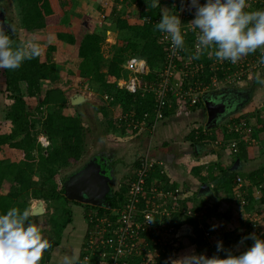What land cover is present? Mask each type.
I'll return each instance as SVG.
<instances>
[{"label": "trees", "instance_id": "1", "mask_svg": "<svg viewBox=\"0 0 264 264\" xmlns=\"http://www.w3.org/2000/svg\"><path fill=\"white\" fill-rule=\"evenodd\" d=\"M16 1L20 7L21 40L17 38L18 32L16 28L5 30L13 41V46L23 44L29 40L45 43L44 28L48 29L46 33H54L56 38L62 40L65 44L61 47L58 45L57 48L53 44H48L47 51L40 50L38 56L24 60L19 68L0 70V94L8 93L12 96L9 108L4 115L10 121L11 128L7 132L0 133V148L2 149V152H0L2 154L5 153L0 155V214L5 213L12 207H17L20 210L30 207L28 197L41 198L43 201L49 198L50 195L43 192L40 187L33 186L34 174L36 172L41 173L44 177L42 183L52 181L57 172L56 167H65L77 162L83 150V129L78 114H72L67 105L62 106L59 113L51 111L42 117V112H39L37 116L31 110L32 107L25 102V95L29 98L39 97L41 92L40 80L43 78L49 77L54 82L58 80L65 57H70L73 54V49L77 43L76 52L80 61L77 65L76 73L80 76H87L91 90L97 91L101 87L103 94H109L114 97V100L111 101L112 104L119 103L122 111L133 112L136 117H140L146 111H151L153 98L150 94L141 97L140 94L126 92L118 86L117 82L124 75L122 63L129 54L144 58L151 67L161 62L164 49L157 41L158 30L153 24L142 23L141 17L150 15L152 18H159L163 7L170 3L169 0H159V6L153 7L152 0H127V3L131 5L136 1L129 12L123 14V7L119 9L113 7L106 12L99 29L95 28L92 31H85L77 42L69 29L61 31L63 27L66 28L62 19L64 16L62 8L64 1ZM262 5V2H257L253 7H247L245 10H262ZM107 30L116 32L117 38L122 40V43L114 46L110 59L103 61L100 55L101 43ZM102 63L106 65L105 71L101 69ZM147 77V79L152 78V74L147 75ZM20 83L25 84L24 91H21ZM50 92L48 90L45 91L42 100L39 101L38 110H42L43 107L51 104V101L54 100V98L49 99ZM198 106L203 107V103L200 101L193 105V108ZM95 108L102 117L106 116L107 110L104 105H98ZM172 112H174V107L167 108L164 115L166 116ZM40 118L44 122L43 134L50 141L48 148L44 147V149L33 135L36 132V124ZM108 120L109 127L115 128V119L110 118ZM131 132L129 131V133ZM212 138L231 140L236 138V135L233 133L227 134L225 130L216 129ZM196 143L193 142L197 150H199L200 145ZM251 155L249 145L240 141L237 158L239 160H247L251 158ZM107 159H109V164L114 162L112 157ZM134 164L136 169L138 161L134 162ZM155 166L153 165L150 171L147 183L154 181L158 184L156 179L162 178L159 171L154 168ZM112 167L114 165L110 166V168ZM220 170L222 171V177L217 184H221L225 189H230L233 184V178L235 179L236 176L234 175L235 172L228 166L220 168ZM246 178L251 184L249 192H251L254 185L264 182V175L261 174V171L251 172L246 175ZM167 188H169L168 185ZM124 192V188L117 191L112 189L105 197L108 207H98L68 200L64 196L63 183L61 184L58 196L67 203H76L82 206V218L86 225L79 251L75 255L74 264H77L78 258L83 253V241L87 239L88 231L93 228L92 222L89 221L90 215L93 212L98 215L107 214L112 209L121 207L125 200ZM247 199L248 203L244 206L245 210L259 209L250 195ZM187 200L184 199L182 205L195 210L197 207L192 206ZM260 201H264L263 197H261ZM33 217L32 215L31 219ZM51 220L53 230L58 234L57 237L59 238V233H61L62 229L67 223L71 222V209H66L63 220L58 222L54 221L55 219ZM163 221L167 225H173L175 228L188 221L193 226L195 233H197V237L200 232L196 221L190 218L181 220L180 214L177 212L172 213ZM244 236H247V233L237 234L236 242L239 243L241 237ZM224 255H221V258Z\"/></svg>", "mask_w": 264, "mask_h": 264}, {"label": "built area", "instance_id": "2", "mask_svg": "<svg viewBox=\"0 0 264 264\" xmlns=\"http://www.w3.org/2000/svg\"><path fill=\"white\" fill-rule=\"evenodd\" d=\"M169 2L162 11L179 16L181 33L184 36L183 48L174 50L170 38H166L167 34L158 31L157 41L164 49L158 65L151 67L144 58L135 54L127 55L122 63L124 75L118 80V86L126 92L140 94L141 97L150 94L153 98L151 111L144 112L140 117H136L133 112L120 111L116 120L125 123L130 132L135 131L130 135L137 131H148L163 121L167 108L193 107L202 102L205 93L240 83L253 70L264 66L259 63L261 52L244 56L236 64L217 61L208 52L194 59L198 30H193L189 22L194 18L195 9L189 7L187 0ZM203 2L204 0H200L201 4ZM257 2L263 4L264 0H247V5L251 7ZM135 3L136 1L132 6ZM159 20L160 17L152 18L150 15L141 17L142 23L153 25ZM149 74H152V78L147 79ZM103 98L107 101L114 100L109 94H104ZM226 128L228 132L236 135V138L222 144L230 153L238 151L240 141L251 144L254 140L250 135V124L245 117L229 119ZM40 141L47 143L45 137ZM153 165L155 161L149 148L145 147L127 186L122 206L107 214L98 215L93 212L90 215L89 221L92 222L93 228L88 231L87 239L83 241V253L77 264H159L164 253L161 242L165 239L161 229L172 233L174 240L181 239L177 236L178 228L167 225L163 220L175 212L201 218L199 216L202 213L182 205L185 197L179 187L159 188L157 183H147ZM250 188L249 181L235 177L231 191L239 212H244L249 195L258 202L264 195V182L254 185L251 192ZM166 199L168 203H165ZM245 214L250 221L248 232L264 237V227L260 224L261 216L254 209L251 212L245 211Z\"/></svg>", "mask_w": 264, "mask_h": 264}, {"label": "crops", "instance_id": "3", "mask_svg": "<svg viewBox=\"0 0 264 264\" xmlns=\"http://www.w3.org/2000/svg\"><path fill=\"white\" fill-rule=\"evenodd\" d=\"M61 1H64V4H62L64 13L62 19L66 25V28L63 27L61 31L69 29L78 42L85 31H92L95 28L99 29V26L102 24V20L106 13L100 12L99 7H93L98 0ZM96 11L98 14L97 18L100 19L97 22L93 17L94 12ZM0 23H3L6 28L5 30H7L8 28H16L18 32L17 38L18 40H21L22 33L20 7L16 0H0ZM46 30L48 29H43L46 38L45 43L33 41L34 43L42 47L44 51H47L48 44H53L55 48H57L58 45L59 47H61L65 44L62 40L57 39L54 33H46ZM105 35H107L106 41L109 40L108 46L111 48V46L118 40L117 34L112 30H107ZM76 47L77 43L75 44V47L73 49V54L70 57H65V62H63V64H65L62 68L61 73L59 74L60 76L58 80H56L55 82L58 81V83H63L62 79L65 73H72L77 69V65L80 59L77 56ZM258 52H260L259 49L256 52L251 53L250 55H256V53ZM112 54L113 50L109 49L105 58H107V60L110 59ZM72 63L75 64L76 68L68 65ZM60 64L62 63L60 62ZM259 69L261 70L258 74L264 77V66L258 67L250 74H248L240 83L231 84L217 91L205 93V95L216 97L220 95V97H226L227 99V110L225 114L218 119L217 124L214 127H206V112L203 105V107L198 106L195 108H193L192 106H188L184 109L174 108V112L166 115L163 121L154 125L148 131H144L146 135H143L147 137L145 140V147L149 148L151 157L155 161L156 166L154 168L157 169L162 175V178L156 179L158 181L159 188L166 187L167 185L169 187L177 186L181 188L184 193V199H188L187 202L191 203L192 206L198 204V208L203 207L202 205H200L202 204V201L205 202L210 200L212 189L214 192V198L220 201L221 199H225V201H221L222 204L225 206H229L228 202L234 203V200H232V187L230 189H225V187L221 184H217L218 180H220L222 177V171L220 170V168L228 166L233 172H235L234 175L239 176L247 181L248 179L246 178V175L250 174L251 172L261 171V174L264 175V85H261L256 79L258 74L253 76L254 71L257 72L259 71ZM102 70L105 71V69ZM19 86L21 87L20 84ZM40 87L41 91H43V94L47 90L51 91L55 88H58L57 86H54V81H52L49 77L40 80ZM58 89L60 90V88ZM93 92L97 91L90 90L86 94H88L90 98V94H92ZM62 94L63 98H66V101H68V96L71 95V93L68 94L67 92H64L62 90ZM2 98L3 94H0V99ZM102 99L106 104L111 103V101L105 100L103 96ZM3 104V102H0V105ZM82 104H77V106L75 105L76 107L69 108V110L72 113L74 110H77L78 107L84 106L85 109L86 104ZM98 105H104V103H102V101L101 103L95 102V106ZM69 106L72 105L69 103ZM99 117L97 118L98 120H101L100 118H103ZM235 117H245L251 127L250 135L254 140L251 144H247L251 148L252 153L251 158H248L247 160H239V158H237L238 151L236 153H230L225 146H222V144L226 143V141L228 140L212 138L214 137V131L216 129L221 131L225 130L227 134H230V132H228L226 128V124L229 119ZM84 119H89V113L86 111L85 116L82 120ZM249 119L254 120L253 124ZM89 121H92L91 123L89 122V124L93 126L98 122L95 120V118H93V120L90 119ZM108 121L105 125L107 130L108 128L112 129L109 127ZM115 137L117 138L118 136ZM193 142H197L196 144L200 145L199 150H197ZM108 155L110 158L112 157V155H115V152L112 150ZM237 159L238 162L234 165ZM151 183L156 182L153 181ZM203 183L209 185V190H204L202 193H200L199 187ZM262 197L264 199V195ZM255 202L256 206L259 207L256 212L262 218L260 222L261 227H264V201ZM232 208L235 207L232 206ZM236 210L237 212H239V209ZM193 211L196 212L195 210ZM245 211L251 212V210H244V212L237 213L235 217H233V215L231 216L229 213H227L226 215L223 214L222 216L225 218L226 223H228L227 218L231 216L229 226H232V224L234 226L236 225V232L240 234L247 233L248 235L250 221L249 218L246 217ZM199 213L203 214V211L199 210ZM182 217L183 216L180 217L181 220L184 218ZM189 218L198 223L199 218H197V216H189ZM183 224L184 223H182L181 225ZM186 224H189V222ZM180 226L178 227V229L180 228ZM191 227L193 230L194 228L192 225ZM85 228L86 225L81 232L83 233V236L85 233ZM75 235L77 234H74V236ZM181 238L187 239L188 237ZM241 245H243V243L240 244V246Z\"/></svg>", "mask_w": 264, "mask_h": 264}, {"label": "rangeland", "instance_id": "4", "mask_svg": "<svg viewBox=\"0 0 264 264\" xmlns=\"http://www.w3.org/2000/svg\"><path fill=\"white\" fill-rule=\"evenodd\" d=\"M127 2H128L127 0H98L93 7L96 8L99 7L100 12L102 13L108 12L113 7L115 9H119L123 7L124 9L123 14H124L126 12H129L130 8L132 7V5ZM262 10H264V3L262 5ZM93 17L96 20V22L100 20L99 18H97L98 17L97 11L94 12ZM106 37L107 35H105V38L102 40L101 43L102 48L100 55L103 61H107V58H105V56L107 55L109 49L114 50V46L121 45L122 43V40L118 39L116 43L113 44L110 48L108 46L109 40L106 41ZM40 50L44 51L42 47H40ZM68 65H70L73 68L75 67L74 63ZM101 69H106V65L104 63L101 64ZM260 70L261 69H259V71L257 72L254 71L253 76L260 73ZM75 71L72 73L70 72L68 74L65 73L62 79L63 83H58V81L54 82V86H57L58 88H60V90L58 88L51 90L49 99L51 100L54 98V100L51 101V104H47L46 107H43L42 110H38L39 107L38 104L39 101L42 100L45 92L43 94V91H41L39 97L29 98L25 95L24 97L25 102L32 107L31 110L37 116L39 112H42L41 114L42 117L51 111L53 113H59L62 106H67V105L69 106V103L68 101H66V98H63L62 90L64 92H67L68 94L77 91L87 93L88 91L91 90L89 83L87 81V76H80ZM20 85H21V91H24L25 84L20 83ZM101 89L102 88L99 87L100 91L97 89V92H93L95 94L93 93L90 94L91 102L83 103L86 104L85 109L84 106H82V107H78L77 110H74L72 112L73 114L75 113L78 114L81 120L85 116V111L89 113L88 120L84 119L80 121V124L82 125V129H83L82 130L83 150L79 160L65 167H56L57 168L56 175L52 178L53 180L49 182L42 183L44 177L41 175V173L36 172L34 174L33 186L40 187L43 190V192L50 195V197L44 199L43 201L45 212L41 215L34 216L32 221L34 223L39 224L43 234L49 240L50 247L53 245L52 247L53 250L50 249L49 247L47 250L43 252L39 264H61V261L63 260L62 252H64V248L62 245H60V247H58L59 245L55 246V243H57L58 240H60L63 241L62 244L64 243L65 245L66 243H68L70 245L72 243L77 242L79 236L82 237V240L84 237L83 233H81L85 226L82 218L83 217L82 215L83 213L81 209L82 206L76 203L73 204L70 202L67 203L58 196L61 184L63 183L64 175L73 171L74 169H76L77 167L83 165L88 161L94 162L97 159V157L91 160L92 157L94 156L99 157L98 154L100 152L101 153L103 152L105 153V155H107L110 154V152L113 150L115 152V155H112V160L114 161L113 163L115 167L116 180L112 185V187L115 191L124 188L125 189L124 193H126L127 186L135 171L134 162L138 161L139 156L145 149L146 146L145 140L147 138L145 136L146 134L143 131H137L135 134L130 135L129 130H127L126 124L123 122L119 123L116 120L117 116L120 115L121 113L120 111H122L120 104L119 103L106 104L102 99L103 91ZM11 97H12L11 94L5 93L3 95V98L0 99V102L4 103L3 105H0L1 106L0 133L7 132L11 128V123L7 121V119L3 116L4 113L9 108ZM101 101L102 103H104V106L106 107L107 110L106 116L103 118H100L102 116H100L99 112H97L95 108V102L101 103ZM76 106L72 105L69 106V108ZM98 117L101 120H98L97 119ZM93 118H95V120L98 121L97 122L98 124L96 123L94 126L89 124V122L90 123L92 122L89 120L90 119L93 120ZM110 118L115 119L116 124H115V128L111 130L108 128L107 130L105 125L108 119ZM249 120L253 124L254 120L253 119H249ZM38 121L39 122H37L36 124V132L33 135L37 138V141L40 143L39 145H41L43 149L44 147L48 148L50 143L49 139L48 140L46 139L47 143L45 141H42L41 143L40 141L41 138L45 137V135L43 134L44 133L43 119L40 118V120ZM115 136L118 137L116 138ZM1 150L2 149L0 148V151ZM1 152L0 155L5 154V153L2 154ZM101 159H102V163L104 164L109 163V159L107 158L103 159L102 157L99 158L100 161ZM211 191L212 193L210 195V200L202 202V204H200L203 207L198 208V204L195 205L198 208L195 209L197 213H199V210L203 211V214L199 216L201 218L198 219V226L200 229V232L198 233V237L196 236L197 233H195L193 229V234H194L193 237L187 239L181 238L178 241V240H174L175 238L171 235L172 233L169 232L167 233L166 230H164L163 228L161 229V233L163 234V237L165 236V239L163 240V242H161V248L164 249V253H162L160 257L159 264H181L182 258L192 253H196V254L204 253L207 256H212L213 254H217L216 242L218 240L223 242L225 249L232 250L234 254H239L240 252L244 251L247 247L251 246L252 240L250 239L244 241L243 245L240 246V244L236 242L237 240L236 235L240 234L236 232V225L234 226L232 224V226H229V222L231 221V216L233 215V217H235V215L239 213L236 210L239 209L238 205L236 204L233 197L232 200H234L233 201L234 203L228 202L229 206H225L222 204V202L225 201V199H221V201L223 200L222 202L220 200H216L214 198V192L212 189ZM28 199L30 205H32V203H34L35 198L28 197ZM164 201L166 203L167 199ZM232 206L235 207L236 209L232 208ZM68 208L71 209V222L66 224V226L62 229L61 233H59V238H58L57 237L58 234L53 230V226H52L53 223L51 219H55L54 221L56 222L63 220V218H65V211ZM227 213L231 215L227 218L228 223H226L225 218L222 216L223 214L226 215ZM181 216H183L184 219L189 218V216L180 214V217ZM212 225H217V227L213 230L211 228ZM205 232H208V234L206 235ZM74 234L77 235L74 236ZM72 253L73 252L70 251L69 257H75L76 254L72 255ZM223 254H225L223 251L218 253V255L220 256Z\"/></svg>", "mask_w": 264, "mask_h": 264}, {"label": "clouds", "instance_id": "5", "mask_svg": "<svg viewBox=\"0 0 264 264\" xmlns=\"http://www.w3.org/2000/svg\"><path fill=\"white\" fill-rule=\"evenodd\" d=\"M194 8V18L189 22L196 33L197 52L194 59L208 52L217 61H229L236 64L242 57L261 52L259 63L264 65V10L246 11L247 0H187ZM153 7L159 6V0H152ZM181 20L176 14L162 11L156 30L166 33L174 50L182 49L184 36L181 33ZM40 46L29 40L13 46L6 31L0 28V70L17 69L24 60L39 55ZM256 79L264 85V77ZM30 207L23 210L17 207L0 214V264H39L42 254L50 247L39 224L31 219ZM217 225H212L214 230ZM252 240L239 254L225 249L223 242H216V253L207 256L204 253H192L182 258L181 264H264V238L255 233L241 237ZM224 252L221 258L218 253ZM74 257L65 256L61 264H74Z\"/></svg>", "mask_w": 264, "mask_h": 264}, {"label": "water", "instance_id": "6", "mask_svg": "<svg viewBox=\"0 0 264 264\" xmlns=\"http://www.w3.org/2000/svg\"><path fill=\"white\" fill-rule=\"evenodd\" d=\"M2 29H6L3 23H0ZM68 101L71 105H77L84 102H91L88 94L77 91L71 93L68 96ZM203 105L206 112V122L205 125L207 128L214 127L217 124L218 119L225 114L227 110V99L226 97L219 96H203ZM238 162V159L235 161L234 165ZM90 180L95 184L99 180V175L96 172H93L90 176ZM96 187V186H94ZM94 187L92 183L89 181L85 185L79 188V190H75L73 186L69 183H64V196L71 201H78L82 204H90L98 207H108V203L105 201L106 197V188L105 191H102V187L99 186L100 192L96 194L94 191ZM98 190L99 188L96 187ZM204 190H209V185L203 183L199 187V192L202 193ZM32 215L37 216L41 215L45 212V207L43 200L41 198H36L34 203L31 205ZM178 237H193V230L191 225L184 223L180 226L177 231Z\"/></svg>", "mask_w": 264, "mask_h": 264}, {"label": "flooded vegetation", "instance_id": "7", "mask_svg": "<svg viewBox=\"0 0 264 264\" xmlns=\"http://www.w3.org/2000/svg\"><path fill=\"white\" fill-rule=\"evenodd\" d=\"M98 156H94L92 157L91 160L95 159L97 157V159L93 162H86L83 165L77 167L76 169H74L73 171L67 173L64 176V180H63V184L64 183H69L71 186H73L75 188V190H79L80 187H82L83 185H85L87 182H91L93 187L96 186L99 188V186L102 187V191H105L106 188V195H108L110 193V191L113 189L112 185L114 184L115 180H116V175H115V168L112 167L110 168V166H113L114 163L112 164H104L102 163V159L101 161L99 160V158H108L109 155H105V153H99ZM97 161V163H96ZM104 165V166H103ZM93 172L98 173L99 175V180L93 184V182L90 180V176ZM94 187V191L96 192V194H98L100 192V188L99 190ZM80 203V202H79ZM81 238L79 236L78 241L72 244H68L66 243L64 245V243L62 244L63 241L58 240L57 243H55V246L59 245L58 247H60V245L63 246L64 248V252H62L63 254V258L65 256L69 257L70 251H72V255H75L78 251H79V246L81 243ZM75 244V245H74ZM53 245L50 247V249H52ZM53 250V249H52ZM75 258V257H74ZM75 262V259H74Z\"/></svg>", "mask_w": 264, "mask_h": 264}]
</instances>
